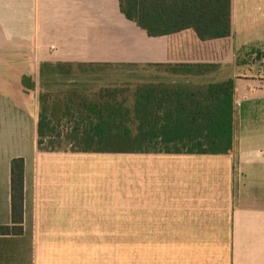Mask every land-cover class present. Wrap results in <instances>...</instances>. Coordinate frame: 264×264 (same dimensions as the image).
<instances>
[{"label": "crops", "instance_id": "1", "mask_svg": "<svg viewBox=\"0 0 264 264\" xmlns=\"http://www.w3.org/2000/svg\"><path fill=\"white\" fill-rule=\"evenodd\" d=\"M233 36L213 60L192 29L151 37L118 0H0V225L11 224L10 162L24 159L23 232L0 264H264V0H233ZM47 62L215 64L235 83L236 151H43ZM121 237L126 245H121Z\"/></svg>", "mask_w": 264, "mask_h": 264}, {"label": "trees", "instance_id": "2", "mask_svg": "<svg viewBox=\"0 0 264 264\" xmlns=\"http://www.w3.org/2000/svg\"><path fill=\"white\" fill-rule=\"evenodd\" d=\"M233 0H118L120 12L148 36L192 29L213 60L233 36ZM250 54L255 61L258 54ZM150 67L168 79L133 76L93 86L78 75L101 68ZM215 64L47 62L41 67L36 122L39 150L75 152L232 154L236 151L235 83L200 81ZM76 70V71H75ZM49 82L57 88L46 89ZM45 85V87H44ZM24 159L10 162L11 224L0 235L23 232Z\"/></svg>", "mask_w": 264, "mask_h": 264}, {"label": "rangeland", "instance_id": "3", "mask_svg": "<svg viewBox=\"0 0 264 264\" xmlns=\"http://www.w3.org/2000/svg\"><path fill=\"white\" fill-rule=\"evenodd\" d=\"M76 71V70H75ZM157 76L158 78H165L168 79L167 73L164 71H156L154 68H146V67H132L131 69L126 68H101L100 70H96L93 72L88 73H82L79 76L80 80H87V82L91 85L100 86L102 84L110 83L111 81L115 80H122V79H129L133 76H138L139 78L147 79L150 76ZM258 77V76H257ZM259 79V78H258ZM260 80V79H259ZM261 81V80H260ZM263 83V82H262ZM46 85V87H45ZM44 87L47 89H54L57 88V85H55L52 82H49L48 86L45 84ZM121 245H126V238L121 237ZM125 249L121 250V264H126V247H122Z\"/></svg>", "mask_w": 264, "mask_h": 264}, {"label": "built area", "instance_id": "4", "mask_svg": "<svg viewBox=\"0 0 264 264\" xmlns=\"http://www.w3.org/2000/svg\"><path fill=\"white\" fill-rule=\"evenodd\" d=\"M257 76L264 83V52L258 59Z\"/></svg>", "mask_w": 264, "mask_h": 264}, {"label": "water", "instance_id": "5", "mask_svg": "<svg viewBox=\"0 0 264 264\" xmlns=\"http://www.w3.org/2000/svg\"><path fill=\"white\" fill-rule=\"evenodd\" d=\"M259 58V57H258Z\"/></svg>", "mask_w": 264, "mask_h": 264}]
</instances>
